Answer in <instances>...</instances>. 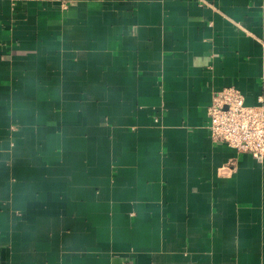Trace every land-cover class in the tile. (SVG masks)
<instances>
[{
  "label": "crops",
  "instance_id": "1",
  "mask_svg": "<svg viewBox=\"0 0 264 264\" xmlns=\"http://www.w3.org/2000/svg\"><path fill=\"white\" fill-rule=\"evenodd\" d=\"M226 86L264 102V0H0V264H264Z\"/></svg>",
  "mask_w": 264,
  "mask_h": 264
},
{
  "label": "built area",
  "instance_id": "2",
  "mask_svg": "<svg viewBox=\"0 0 264 264\" xmlns=\"http://www.w3.org/2000/svg\"><path fill=\"white\" fill-rule=\"evenodd\" d=\"M210 132L216 143H227L239 152H248L257 160L264 159V102L255 105L245 101L234 86H226L213 95L208 107Z\"/></svg>",
  "mask_w": 264,
  "mask_h": 264
}]
</instances>
